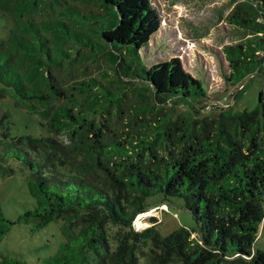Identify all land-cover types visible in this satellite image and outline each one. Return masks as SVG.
Segmentation results:
<instances>
[{
	"label": "trees",
	"instance_id": "1",
	"mask_svg": "<svg viewBox=\"0 0 264 264\" xmlns=\"http://www.w3.org/2000/svg\"><path fill=\"white\" fill-rule=\"evenodd\" d=\"M95 1L101 13L67 0H0V19L14 18L0 33V98L10 91L40 106L51 129L70 137L14 131L7 123L0 131V173L10 175L12 161L20 163L35 200L16 219L0 205V240L16 221L31 222L36 231L56 220L64 235L43 260L0 249V264H264V247L253 246L264 216L262 94L253 108L229 104L214 117L161 111L154 100L191 104L206 95L205 82L177 55L148 64L135 38L119 32L138 20L148 0ZM249 1L252 15L233 9L227 16L247 29L241 41L223 46L224 77L233 84L264 62V0ZM44 4L50 14L36 20ZM58 5L64 8L54 13ZM97 52L108 57L112 81L138 82L144 128L129 132L126 145L105 140L101 125L107 123L97 118L104 112L107 120L112 104L120 109V90L94 75L70 82L73 63ZM154 193L180 196L196 227L134 228L133 218L159 205L147 199ZM109 223L124 228L111 233Z\"/></svg>",
	"mask_w": 264,
	"mask_h": 264
},
{
	"label": "rangeland",
	"instance_id": "2",
	"mask_svg": "<svg viewBox=\"0 0 264 264\" xmlns=\"http://www.w3.org/2000/svg\"><path fill=\"white\" fill-rule=\"evenodd\" d=\"M76 2L85 10L93 13H101L95 0H67ZM249 0H148L144 11L139 13L138 20L123 26L119 32L123 37L132 36L140 53L148 64L162 60L172 55L179 56L185 69L195 76H199L206 84V95L201 96L191 104L184 100L153 101L154 105L161 107V111L172 112L188 116L214 117L222 107L231 104L232 109L253 108L258 104L259 93L264 98V62L260 70L247 74L240 83H230L225 80L224 74L228 72V61L225 58L223 46L227 43H235L242 40L246 27L236 24L233 19L227 18L233 9L243 16L252 15ZM44 9L34 13L36 20H41L50 14L51 7L44 4ZM64 6L58 5L54 13L62 10ZM1 11V10H0ZM247 11H249L247 13ZM54 13L51 16H54ZM2 16V13H0ZM0 19V33H5L13 23L14 18L5 15ZM256 19H262L261 15H255ZM72 50H76L75 48ZM84 49H81V52ZM78 54V58H79ZM72 78L96 76L105 82L112 90L119 89L120 109L114 104L110 107V115L106 120V114L102 112L97 118L107 123V127L101 125L105 140L113 138L127 140L131 137L129 132L136 128L143 129L144 123L141 110L142 96L139 94L138 82L129 80L125 76L115 78L109 59L103 52H97L94 56L77 59L73 63ZM61 76V69H53ZM69 82V83H70ZM67 83L63 82V86ZM160 105V106H159ZM76 111V107H72ZM148 107H144L147 109ZM147 112L152 116L155 108ZM15 129L45 133L57 136L65 142L70 137L65 131L56 132L51 129L46 119L42 116L40 106L28 105L17 99L10 91L5 92L0 98V131L7 129L6 124ZM16 171L10 175L0 173V205L11 219H16L26 208L32 207L34 198L30 194L27 184L28 172L17 161H12ZM153 204H161V209L150 206L146 211L138 212L133 218L134 228L139 229L151 223H155L163 233L184 225L190 229L196 227V221L191 212L183 205L180 196H168L163 198L161 193L148 196ZM164 199V203H161ZM264 209V201H262ZM151 216L154 217L151 218ZM32 223L16 221L0 240V249L11 254H21L29 261L43 260L45 256L53 253L59 242L64 238L59 223L50 221L46 226L36 231L30 229ZM124 228L122 225L110 224L108 230L111 233ZM194 234V233H193ZM254 248L264 247V216L259 222L257 236L253 244Z\"/></svg>",
	"mask_w": 264,
	"mask_h": 264
},
{
	"label": "built area",
	"instance_id": "3",
	"mask_svg": "<svg viewBox=\"0 0 264 264\" xmlns=\"http://www.w3.org/2000/svg\"><path fill=\"white\" fill-rule=\"evenodd\" d=\"M242 84H243V83H240L241 86H242ZM156 207H158V208L161 209V204H159V205H155V206H152V208H156ZM133 224H134V223H133Z\"/></svg>",
	"mask_w": 264,
	"mask_h": 264
}]
</instances>
